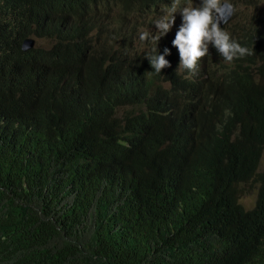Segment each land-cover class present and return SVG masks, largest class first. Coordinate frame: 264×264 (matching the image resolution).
<instances>
[{
    "label": "trees",
    "instance_id": "obj_1",
    "mask_svg": "<svg viewBox=\"0 0 264 264\" xmlns=\"http://www.w3.org/2000/svg\"><path fill=\"white\" fill-rule=\"evenodd\" d=\"M164 1L0 0V264H264V43L172 93Z\"/></svg>",
    "mask_w": 264,
    "mask_h": 264
},
{
    "label": "clouds",
    "instance_id": "obj_2",
    "mask_svg": "<svg viewBox=\"0 0 264 264\" xmlns=\"http://www.w3.org/2000/svg\"><path fill=\"white\" fill-rule=\"evenodd\" d=\"M246 1L242 4L245 7L254 2ZM256 2L253 36L257 42L264 43V0ZM234 12L233 0H165L157 8L153 19H158L153 22L152 33L142 32L140 39H153L156 45L157 54L148 57L154 75L168 68L176 75L174 80L163 82L168 91L188 95L207 81L209 63L217 65L221 72L237 68L245 55L252 54V50L242 47L227 32L225 23ZM24 40H33V47L38 42L33 37ZM161 42L167 44L159 47ZM186 80L193 85H188Z\"/></svg>",
    "mask_w": 264,
    "mask_h": 264
},
{
    "label": "rangeland",
    "instance_id": "obj_3",
    "mask_svg": "<svg viewBox=\"0 0 264 264\" xmlns=\"http://www.w3.org/2000/svg\"><path fill=\"white\" fill-rule=\"evenodd\" d=\"M253 1H254L253 3L249 4L246 7L243 6L244 4L240 7V12L242 13L244 18L251 19V17L253 15H255L258 3L256 2L257 0H253ZM233 15L227 21V23H225L226 25L229 24V22L232 19ZM156 19H158V18H154V20H156ZM254 25L255 24L253 23L252 26H254ZM208 48H209V45H208ZM263 166H264V157H263L262 162H261V168ZM247 190L248 191L246 192V194L240 199V203L244 206L245 209L248 210V209L253 208V206L255 205L256 198H257V193H258V185L253 186L252 189H250V186H249V187H247Z\"/></svg>",
    "mask_w": 264,
    "mask_h": 264
},
{
    "label": "water",
    "instance_id": "obj_4",
    "mask_svg": "<svg viewBox=\"0 0 264 264\" xmlns=\"http://www.w3.org/2000/svg\"><path fill=\"white\" fill-rule=\"evenodd\" d=\"M223 23H221V25H222ZM220 25V26H221ZM33 45H34V41L33 40H24V42H23V44H22V48L24 49V50H26V49H30V48H32L33 47Z\"/></svg>",
    "mask_w": 264,
    "mask_h": 264
}]
</instances>
